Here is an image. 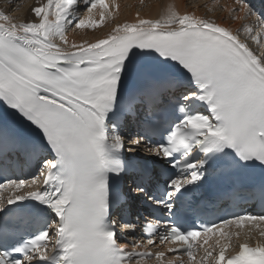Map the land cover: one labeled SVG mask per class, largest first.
I'll use <instances>...</instances> for the list:
<instances>
[{"label":"snow or ice","instance_id":"snow-or-ice-1","mask_svg":"<svg viewBox=\"0 0 264 264\" xmlns=\"http://www.w3.org/2000/svg\"><path fill=\"white\" fill-rule=\"evenodd\" d=\"M81 6L86 15L77 13ZM106 10L108 0H46L32 9V21L0 12V153H23L38 168L30 181L0 175V264H139L153 256L185 264L152 251L161 229L160 243L189 260L203 239L201 264H264V241L248 242L264 214L244 211L199 229L180 222L201 211L197 202L186 208L185 194L213 176L233 199L258 180L252 194L264 200V54L240 30L171 5L158 19L116 24L104 38L69 44L70 26L96 28ZM228 11L254 17L257 27L242 30L264 40V13L250 0H235ZM145 105L152 117L133 138L121 120ZM142 145L149 155L137 159ZM134 169L130 206L161 215L144 223L146 243L133 239L129 247L120 241L135 234L140 215L136 209V222H122L120 181ZM10 214L27 218L29 238L10 239ZM245 222L255 228L232 245L223 226ZM209 234L220 238L209 244Z\"/></svg>","mask_w":264,"mask_h":264},{"label":"bare ground","instance_id":"bare-ground-1","mask_svg":"<svg viewBox=\"0 0 264 264\" xmlns=\"http://www.w3.org/2000/svg\"><path fill=\"white\" fill-rule=\"evenodd\" d=\"M28 1V0H27ZM195 1V0H193ZM196 1H200L201 4L202 2L206 5H204L205 8L209 7H213L216 9V7H222L223 12L220 14H217V16L215 14H212L210 16H212L213 18H215V22L221 24V25H225L228 26L229 28H231L234 32L235 29H237L238 27H240L243 24L240 25V21L241 19H235L236 16H239L238 13H234L233 16V20L230 19L231 17H229V13L226 9L223 8V4H211L206 2V0H196ZM195 1V2H196ZM8 2V1H7ZM44 0H29L28 4H26L25 6L22 7V12L21 14V18L23 19V22H28V21H32L35 19L34 14L32 12V9L40 4H43ZM137 3L139 4L140 1L139 0H122L121 1V7L119 8L118 12L115 13L116 14H121L120 18H116L115 15L113 16V19H106V23L108 26V29H101L99 30V28H101V26L98 29H90V28H84V29H75V26L72 25L68 28L67 30V37H68V41L69 44L71 43H81L83 41H88V42H94L96 39H101L104 38L113 27H115L116 24H123L125 22H129V23H134L138 18H134L133 14L136 12L134 9L133 4ZM136 5V4H135ZM151 6L144 8V12L139 13L140 17L139 18H145V19H157V17L159 18L160 16L165 14V11L167 10L168 6H173L175 9H177L179 12L181 13H193L197 16H201L203 18H205V16H203V14H201L199 10V8H194L193 10H190L189 8L186 7V3L185 0H151L150 4ZM3 6V5H2ZM124 8V9H123ZM162 8V10L160 9ZM164 13L161 14L160 11H163ZM204 9H202L203 11ZM201 11V12H202ZM2 12V9L1 11ZM19 13V12H18ZM205 14V12H203ZM99 15V12L97 13ZM161 14V15H160ZM81 15H86V13H82ZM227 17V19L224 20L223 17ZM95 17V14H93V18ZM21 21V20H20ZM106 23L104 25H106ZM83 31V37H80L77 35V32H82Z\"/></svg>","mask_w":264,"mask_h":264},{"label":"rangeland","instance_id":"rangeland-1","mask_svg":"<svg viewBox=\"0 0 264 264\" xmlns=\"http://www.w3.org/2000/svg\"><path fill=\"white\" fill-rule=\"evenodd\" d=\"M8 1V2H7ZM29 1V0H28ZM28 1L27 0H0V11H1V9H2V12L4 13V14H6V15H9L10 17H12V18H14L15 20H17V21H23V19H20L21 18V12H22V7L23 6H25L26 4H28ZM150 1L151 0H148V1H146L145 3H144V5H143V7L141 8V6L139 7V4H137V3H134L133 4V6H134V9H135V11H138L139 13H142V12H144L143 10H144V8H146V7H149V6H151V5H149L150 4ZM196 1V0H195ZM193 1V0H185V3L187 4L186 5V7L187 8H189L190 10H193L194 8H199V10L200 11H198V12H200L201 14H203V16H205V18L206 19H211V20H215V18H213L212 16H210V15H212V14H215L216 16H217V14H220V13H222L223 12V9H222V7H216V9L215 8H213V7H207V8H205L204 7V5H202L201 4V2L199 1ZM191 2V3H190ZM136 4V5H135ZM3 5V6H2ZM202 6L201 8L199 7V6ZM206 5V4H205ZM124 9V8H123ZM161 10H162V8H160ZM202 9H204L203 11H202ZM202 11V12H201ZM19 12V13H18ZM166 12V11H165ZM203 12H205V14L203 13ZM160 13L161 14H163L164 13V10L163 11H160ZM160 14V15H161ZM234 13H231V14H229V17H231V15H233ZM120 15L121 14H117V15H115V17L116 18H120ZM161 17V16H160ZM159 17V18H160ZM224 18V20L225 19H227V17H223ZM145 19V18H144ZM153 19H155V18H153ZM157 19H158V17H157ZM230 19H232L233 20V17H231ZM109 22V21H108ZM107 22V23H108ZM107 23H106V25H101V28H99V30H101V29H105V28H107L108 29V26H107ZM242 24V21H240V25ZM79 30H81V29H79ZM77 35L78 36H80V37H83L82 35H83V31L82 32H77ZM57 42H59V41H57Z\"/></svg>","mask_w":264,"mask_h":264}]
</instances>
